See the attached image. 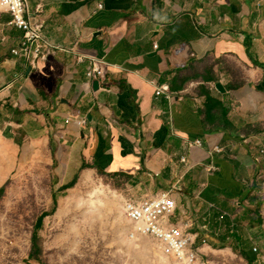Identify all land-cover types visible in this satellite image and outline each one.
Segmentation results:
<instances>
[{"label": "crops", "instance_id": "crops-1", "mask_svg": "<svg viewBox=\"0 0 264 264\" xmlns=\"http://www.w3.org/2000/svg\"><path fill=\"white\" fill-rule=\"evenodd\" d=\"M28 3L64 49L16 55L0 8V189L22 163L59 169L62 191L122 176L129 195L172 193L208 264H264V0Z\"/></svg>", "mask_w": 264, "mask_h": 264}, {"label": "rangeland", "instance_id": "rangeland-1", "mask_svg": "<svg viewBox=\"0 0 264 264\" xmlns=\"http://www.w3.org/2000/svg\"><path fill=\"white\" fill-rule=\"evenodd\" d=\"M47 171L22 163L8 181L0 197V264H178L164 243L139 234L127 216L125 200L138 197L129 195L125 177L94 173L84 184L75 177L62 191L60 170L54 178ZM45 211L50 214L36 231ZM35 231L40 253L32 258Z\"/></svg>", "mask_w": 264, "mask_h": 264}, {"label": "built area", "instance_id": "built-area-1", "mask_svg": "<svg viewBox=\"0 0 264 264\" xmlns=\"http://www.w3.org/2000/svg\"><path fill=\"white\" fill-rule=\"evenodd\" d=\"M28 2L29 0H0V6L12 15V25L24 32L23 44L13 52L26 56L33 64H38L39 61L47 59L54 50L64 48L50 42L45 34V22L31 13ZM43 8L44 6H39L37 13H42ZM103 64L105 62L102 60L92 58L86 76L89 79L103 77ZM156 93L165 94L168 98L173 96L169 85L158 86ZM85 122L83 119L80 124ZM192 145L202 146V141L196 140L190 143ZM123 207L129 219L135 223L137 232L164 243L172 251L178 264H203L200 249L197 247V232L191 229L193 224L190 221L173 223L170 219L177 209V202L170 191L147 198H128Z\"/></svg>", "mask_w": 264, "mask_h": 264}, {"label": "trees", "instance_id": "trees-1", "mask_svg": "<svg viewBox=\"0 0 264 264\" xmlns=\"http://www.w3.org/2000/svg\"><path fill=\"white\" fill-rule=\"evenodd\" d=\"M4 192H5V187H2L0 189V197H1L2 194H4ZM54 200L57 202V194H54ZM49 214L50 213L47 212V211H45V212L42 213V215L38 219V222H37V225H36V231L38 230V227H40L43 219L46 216H48ZM36 231H35L34 236H33V250H32V252L30 254L32 258L35 257L36 255H38L40 253L39 248H38L37 243H36V241H37V233H36Z\"/></svg>", "mask_w": 264, "mask_h": 264}, {"label": "water", "instance_id": "water-1", "mask_svg": "<svg viewBox=\"0 0 264 264\" xmlns=\"http://www.w3.org/2000/svg\"><path fill=\"white\" fill-rule=\"evenodd\" d=\"M97 84H98V81L97 80H95L94 81V87L96 88L97 87ZM216 87L220 90V91H225V88L224 87H222V85L220 84V83H217L216 84Z\"/></svg>", "mask_w": 264, "mask_h": 264}, {"label": "bare ground", "instance_id": "bare-ground-1", "mask_svg": "<svg viewBox=\"0 0 264 264\" xmlns=\"http://www.w3.org/2000/svg\"><path fill=\"white\" fill-rule=\"evenodd\" d=\"M123 209H124V207H123ZM125 211V210H124Z\"/></svg>", "mask_w": 264, "mask_h": 264}]
</instances>
